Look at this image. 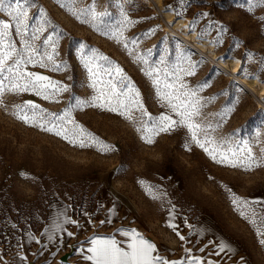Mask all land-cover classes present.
<instances>
[{
    "label": "rangeland",
    "instance_id": "374dc122",
    "mask_svg": "<svg viewBox=\"0 0 264 264\" xmlns=\"http://www.w3.org/2000/svg\"><path fill=\"white\" fill-rule=\"evenodd\" d=\"M92 2L76 0L72 6L78 11ZM35 3L50 21L41 41L53 29L60 30L63 35L57 47V60H68L71 68L59 73L32 66L27 70L69 85L71 93L61 94L58 103L33 93L5 92L0 98V264H64L60 253L77 255L78 241L94 235L110 236L119 228H135L169 260L184 259V250L189 249L192 256L220 260V264H264V245L260 243L264 236L257 235L255 228L239 215L228 191L231 189L241 198L264 201V166L245 172L218 164L191 142L186 128L161 133L148 144L142 139L143 133L137 131L142 122L136 111L132 120H128L99 108L74 109L71 118L102 142L83 149L15 116L16 106L25 101L39 104L48 112L61 113L70 102L74 103L72 96L88 99L93 94L76 57L79 42L97 49L119 66L140 91L149 113L159 115L167 110L156 102L155 87L141 70L145 66L136 53L152 63L167 48L174 60L178 46H186L199 54L192 56L193 61L200 56L206 60L194 75L184 77L191 87L208 81L209 86L198 93L206 101L199 122L213 127L219 123L211 133L217 140L234 133L237 139L251 140L253 152L259 156L264 148V105L260 103L264 102L261 92L264 73L259 71V59L264 57V4L254 3L249 11V0H184L183 5L178 0H159V4L157 0H131L125 5L128 18L139 22L124 31V38L129 41L126 50L123 42L112 35L78 21L68 11L69 0H35ZM169 5L183 15L178 17L175 11L167 10ZM105 9L111 13L105 20L114 24L119 19V9L113 0H97L96 11ZM162 10L167 12L166 16ZM29 15H38V9H30ZM0 17L7 19L4 14ZM194 19L197 23L190 31ZM168 21L177 24V33H171ZM217 25L227 31L220 35L219 47H210L208 41L217 37ZM154 28L157 29L154 33L145 35ZM205 29L208 35L201 41L198 33ZM191 33L188 42L179 36ZM133 39L137 40L136 45L130 43ZM194 43L203 48L193 46ZM229 52L234 59L224 61L227 68L212 60ZM246 52L255 54L247 64L250 73L259 74V83L253 85L252 78L245 79L232 72L236 62L238 69L242 68ZM213 66L224 74L215 75ZM234 80L243 86L244 93L238 94L230 87ZM212 97L215 99H209ZM230 107L234 110L228 113ZM200 136L203 138L202 133ZM103 144L114 150L104 149ZM65 209L69 217L84 227L66 225L75 235L65 238L63 243H57L56 237L49 242L44 230ZM110 210L112 222L100 225V220L109 219ZM170 210H174L171 222L185 237L183 241L168 227ZM32 236L36 239H30ZM116 238L123 239L119 235ZM219 241L233 248L230 256L221 259L209 255ZM200 248L205 251L200 252ZM18 256L25 259L20 261Z\"/></svg>",
    "mask_w": 264,
    "mask_h": 264
},
{
    "label": "snow or ice",
    "instance_id": "6c2138e0",
    "mask_svg": "<svg viewBox=\"0 0 264 264\" xmlns=\"http://www.w3.org/2000/svg\"><path fill=\"white\" fill-rule=\"evenodd\" d=\"M130 2L131 0H113L114 6L119 9V19L114 24L105 20V17L111 15L109 11L106 9L101 12L96 11L97 0H93L92 3L78 11L72 6L76 0H69L68 11L81 23H87L97 31L103 30V34H110L118 42H123L124 48L128 50L129 41L124 38V31L128 26L139 22L128 18L125 5ZM178 3L183 5L184 0H178ZM249 3V11H251V6H254V3L264 4V0H249ZM33 8L38 9V15H29V10ZM167 10L175 11L178 17L183 15L181 11L173 9L171 5ZM0 14L7 17V19L0 17V98L5 92L16 95L33 93L43 100L58 103V97L63 93H71V87L59 80H53L49 76L27 69L32 66L56 73L70 70L71 65L68 60H57L59 56L57 47L63 33L53 29L52 34L47 35L41 41V36L45 33L50 21L44 18L43 9L38 8L35 0H0ZM201 15L208 14L202 13ZM196 23L195 19L191 22L190 31L194 30ZM216 27L217 37L208 43L219 47L222 43L220 35L226 32L227 28L222 25ZM156 30L155 28L151 29L145 35L154 33ZM207 35L208 30L205 29L198 33V39L203 41ZM37 41L40 43L37 44ZM130 43L136 45L137 40L133 39ZM238 45L239 41H237ZM136 55L145 66L141 70L151 79L155 87L156 102L161 109L167 110L166 112L161 111L159 115L150 114L141 100L140 91L123 74V70L114 65L107 57L98 53L97 49L89 48L88 45L79 42L76 57L86 72L87 86L93 94L88 99L72 96L71 100L74 103L70 102L61 113L48 112L39 104L25 101L16 106V118L83 149L102 144V142L71 118L74 109L99 108L111 113H118L128 120H132V113L136 111L142 122V127L137 131L143 133L142 139L148 144H152L153 138L161 133H170L186 128L190 133L191 142L202 148L218 164L245 172L264 166V148L260 149V155L257 156L253 152L251 140L237 139L235 133L228 138L217 140L211 133L216 131V128L220 126L219 123L213 127L211 124L205 125L199 122L201 109L206 101H202L198 93L209 86L208 81L201 82L197 87H191L185 82L184 77L194 75L195 70L206 63L203 56L193 61L192 56L199 54L191 52L186 46H178L174 60L167 48H164L159 59L152 63L145 56L139 53ZM147 55L149 57L152 55L151 49L148 50ZM254 57L255 54L252 52L245 53L242 68L237 70L239 77L259 79V74L253 75L247 67L248 62ZM226 59H234V57L229 52L226 56L219 57L218 62H224ZM100 61L105 63H100ZM259 65L260 73H264V57H260ZM213 72L217 76L224 74L221 69L215 68V66H213ZM68 78L72 79L71 76ZM230 87L234 88L238 94L246 91L235 80L231 82ZM209 99H215V97ZM233 110L231 107L228 108V113ZM201 133L203 138L200 136ZM256 136H259V133ZM102 147L108 151L114 150L106 144H103ZM228 191L235 210L255 228L257 235L264 236V231H261V228L264 227V207L257 208L258 205H264V201L241 198L231 189ZM172 211L174 210H170L168 227L172 228L183 241L185 237L180 235L176 230L177 226L171 222L174 219ZM111 215L112 211L110 210L109 219L100 220V225L110 224L112 222ZM60 217L63 218L60 219ZM66 225H75L81 229L84 227L83 224L69 217L67 209H65L53 219L52 227L44 230L47 240L52 242L56 237L57 243H63L65 238H72L75 233L68 231ZM116 235L123 239L118 240ZM30 239L35 240L36 238L32 236ZM260 243L264 245V239H261ZM78 245L82 259L90 261L91 264H220V260H205L202 257L192 256L189 249L184 250L186 255L182 260L166 259L157 252L156 245L142 236L135 228H119L115 234L110 236L94 235L84 241H78ZM214 249L209 255L221 259L230 256L233 252V248L224 241L215 243ZM199 251L204 252L205 248H200ZM17 259L23 261L25 258L18 256Z\"/></svg>",
    "mask_w": 264,
    "mask_h": 264
},
{
    "label": "bare ground",
    "instance_id": "6f19581e",
    "mask_svg": "<svg viewBox=\"0 0 264 264\" xmlns=\"http://www.w3.org/2000/svg\"><path fill=\"white\" fill-rule=\"evenodd\" d=\"M157 2H158V4H159V0H157ZM162 12H163V14L166 16L167 15V12L166 11H164V10H162ZM177 22H180V21H178V20H176ZM169 22V27H170V31H171V33L172 34H175V33H177V30H176V25L177 24H175V22H173V23H170V21H168ZM179 36H181L182 38H183V40H185V41H189L190 39H191V37L193 36V33H191L190 35H185V36H183V35H179ZM195 45H193V46H195V47H199V48H203V46L202 45H200L199 43H194ZM209 46L210 47H212L213 45H211L210 43H209ZM215 64L217 65V66H219V67H222V68H227L226 67V64H225V62H218V58L215 60ZM238 66H239V62H236V64H235V66L233 67V69H232V72L233 73H237V70H238ZM235 75V74H234ZM237 77V76H236ZM241 79V78H240ZM238 81H241V80H239L238 79ZM242 82V81H241ZM250 82V81H249ZM259 83V81L257 80V79H252V85L253 84H256V83ZM244 83V82H243ZM249 85V84H248ZM249 86H251V85H249ZM252 87V86H251ZM261 92H264V87L262 88V90H261ZM262 93H260V97L262 96L261 95ZM262 98V97H261ZM263 101H264V99H263ZM264 103V102H263Z\"/></svg>",
    "mask_w": 264,
    "mask_h": 264
},
{
    "label": "crops",
    "instance_id": "0c3cea01",
    "mask_svg": "<svg viewBox=\"0 0 264 264\" xmlns=\"http://www.w3.org/2000/svg\"><path fill=\"white\" fill-rule=\"evenodd\" d=\"M62 218L63 217H60V219H62ZM117 239L120 240L119 238H117ZM76 253H77V255L69 256L68 260L64 264H91L90 261H85V260L82 259L81 255L79 254V248L77 249ZM65 254H67V252H62V253H60V256H63Z\"/></svg>",
    "mask_w": 264,
    "mask_h": 264
},
{
    "label": "water",
    "instance_id": "95a60500",
    "mask_svg": "<svg viewBox=\"0 0 264 264\" xmlns=\"http://www.w3.org/2000/svg\"><path fill=\"white\" fill-rule=\"evenodd\" d=\"M153 4H154V6L156 7V3H154L153 2ZM157 9H158V7H157ZM170 28V27H169ZM183 39V38H182ZM185 41V40H184ZM212 60L215 62V60L212 58ZM233 77H235L234 76V74H233ZM241 83V82H240ZM262 105H264V103L263 102H260ZM68 257H69V254L67 253V254H65V255H63V257H62V260L63 261H67L68 260Z\"/></svg>",
    "mask_w": 264,
    "mask_h": 264
},
{
    "label": "trees",
    "instance_id": "16d2710c",
    "mask_svg": "<svg viewBox=\"0 0 264 264\" xmlns=\"http://www.w3.org/2000/svg\"><path fill=\"white\" fill-rule=\"evenodd\" d=\"M82 208V207H81Z\"/></svg>",
    "mask_w": 264,
    "mask_h": 264
}]
</instances>
